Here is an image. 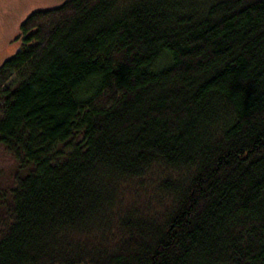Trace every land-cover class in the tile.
<instances>
[{"label":"trees","instance_id":"1","mask_svg":"<svg viewBox=\"0 0 264 264\" xmlns=\"http://www.w3.org/2000/svg\"><path fill=\"white\" fill-rule=\"evenodd\" d=\"M0 64V264H264V0H66Z\"/></svg>","mask_w":264,"mask_h":264},{"label":"rangeland","instance_id":"2","mask_svg":"<svg viewBox=\"0 0 264 264\" xmlns=\"http://www.w3.org/2000/svg\"><path fill=\"white\" fill-rule=\"evenodd\" d=\"M66 0H0V64L12 55L18 43L19 24L31 12L60 5Z\"/></svg>","mask_w":264,"mask_h":264}]
</instances>
